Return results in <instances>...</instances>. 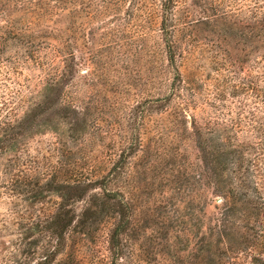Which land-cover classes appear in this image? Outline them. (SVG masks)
<instances>
[{"label": "trees", "instance_id": "obj_1", "mask_svg": "<svg viewBox=\"0 0 264 264\" xmlns=\"http://www.w3.org/2000/svg\"><path fill=\"white\" fill-rule=\"evenodd\" d=\"M147 2L0 0V171H4L0 185L5 190L1 196L12 200L8 203L13 217L2 231L17 237L12 243L5 241L4 255L13 245L10 253L18 251L24 259L39 254L36 264H56L73 229L85 235L101 222L115 219L109 243L115 256H121L115 250L125 232L121 220L126 203L108 184L123 176L139 145L129 144L103 180L73 182L59 181L58 172L42 181L31 172L42 167L27 147L48 132L61 141H79L89 122V104L75 86L83 62L99 67L106 48L122 47L121 39L135 23L145 26V31L159 30L164 47L160 98L148 101L146 112L152 113L156 106L160 115H169V129L163 131L179 147L176 152L162 139L160 157L173 156L175 165L181 159L177 164L181 170L187 153L180 154L182 148L192 144L195 198L202 197V186L204 191L213 189L196 209L197 255L209 253L211 264L216 263L215 256L226 258L222 264H264V145L253 142L261 137L264 142V0H153L160 3L159 14L142 12L141 5ZM196 34H204L218 54L230 60L233 75L214 81L215 95L206 90L204 80L186 78L180 69V64L185 65V47L198 46ZM107 37L111 42L101 46ZM253 56L254 68H259L256 81L248 75L241 78ZM108 60L114 62L112 56ZM225 61L218 70L226 66ZM251 95L254 106L247 110L244 101L236 104L237 111L233 102L228 104V98ZM115 124L120 126L119 119ZM244 128L251 136L249 142L239 138ZM63 149H56L58 161L52 171H63L71 164L67 158L64 161ZM219 197L222 203L215 201ZM51 199L53 211L38 208ZM81 204L85 206L78 212ZM206 216L208 231L202 232ZM58 264L74 261L69 255Z\"/></svg>", "mask_w": 264, "mask_h": 264}, {"label": "rangeland", "instance_id": "obj_2", "mask_svg": "<svg viewBox=\"0 0 264 264\" xmlns=\"http://www.w3.org/2000/svg\"><path fill=\"white\" fill-rule=\"evenodd\" d=\"M155 4L153 0H148L141 5V11H157L159 14L160 3ZM70 21L69 17V24ZM144 29L145 26L136 27L133 23L127 29V36L121 39L122 47L113 45L106 48L108 51L100 61L99 67L88 64V61L83 62V69L80 71L82 77L75 86L80 90L81 99L89 104V122L86 131L78 138L79 141H61L56 135L48 132L45 136L35 137L27 147L30 155L37 159L42 167L41 171L31 172L38 174L42 181L49 180L54 172H58L59 181L73 182L78 179L103 180L129 144L139 145L137 151L129 158L126 170L122 171L123 176L108 184V189L126 203V207L122 209L124 215L121 220L125 232L119 239L120 247L115 250L121 256H115L109 243L111 228H114V221H117L112 219L108 223L101 222L94 228V232L87 230L85 235L78 233L79 229H73L66 237L65 251L57 258L56 264L65 261L69 255L74 264H211L209 253L197 255L194 236L197 231L195 214L199 206L198 201L202 204L208 196L207 193H212L213 189L205 188L204 191L202 186V197L200 200L195 198L197 185L194 178L197 171H193L192 164L196 161V152L192 144L187 143L186 147L182 148L180 154L184 151L187 153L186 166L181 170L177 165L181 163V159L176 160L175 165L173 156L160 157V152L163 151L160 147V142L163 144L162 139L168 142L172 149H176V152L179 144L172 139L173 136L169 137L167 132L163 131L169 126V115H160L156 106L152 113L146 112L148 101L160 98V80L163 77L160 75V66L163 62L164 47L159 30ZM145 34L144 39L147 41L142 39ZM196 35L198 46L194 45L189 50V46L185 45V65L180 64V69L186 78L196 76L204 80L206 90L212 94L216 90V79L233 75L230 71V60L225 61L227 57L218 54L215 47L204 39V34ZM110 42L111 38L107 37L101 42V46ZM131 45L135 46L130 49ZM143 45L146 48L138 49ZM111 56L114 62L108 60ZM252 59L253 61L245 66L241 78H247L248 75L247 79L256 81L259 68H254L255 56ZM224 61L226 66L218 70ZM84 70L87 73L82 74ZM118 84L122 86L119 87ZM251 96L228 98V104L233 102L234 111H237L236 104L244 101L247 110V107L254 106ZM117 119L120 126L115 124ZM239 133L242 142H249L247 138L251 136H248L245 128ZM259 139L253 142L264 145ZM61 147L65 152L64 161L67 158L71 164H67L63 171H52L58 161L56 149ZM173 155L176 156V153ZM3 172L0 171V177H4ZM15 173L18 174V171ZM260 185L262 186V183ZM1 187L3 185H0V264H36L39 254L32 259H24L18 251L9 252L13 245L11 248L9 246L10 250L5 255L2 252V248L8 247L5 241L12 243L17 237L13 232L2 231L5 230V224L13 223V217L9 213V203L12 200L8 195L1 196L5 192ZM96 193L101 194V189ZM218 199L222 201L217 202ZM215 201L222 203L223 199L219 197ZM54 206V200L51 199L38 208L48 212L53 211ZM84 206L85 204H81L78 212ZM204 220L202 232L208 231L209 218L206 216ZM14 254L17 255L14 257ZM217 257L219 256L214 257L215 264H222L221 261L226 260L223 256L222 260Z\"/></svg>", "mask_w": 264, "mask_h": 264}, {"label": "water", "instance_id": "obj_3", "mask_svg": "<svg viewBox=\"0 0 264 264\" xmlns=\"http://www.w3.org/2000/svg\"><path fill=\"white\" fill-rule=\"evenodd\" d=\"M81 73H82V74H85V73H87V71L84 70V71H82ZM221 201H222L221 199H218V200H217V202H221Z\"/></svg>", "mask_w": 264, "mask_h": 264}]
</instances>
